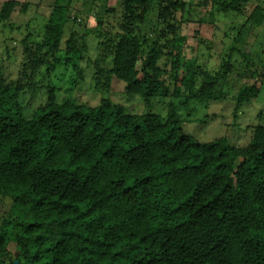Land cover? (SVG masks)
Instances as JSON below:
<instances>
[{
  "label": "trees",
  "instance_id": "obj_1",
  "mask_svg": "<svg viewBox=\"0 0 264 264\" xmlns=\"http://www.w3.org/2000/svg\"><path fill=\"white\" fill-rule=\"evenodd\" d=\"M64 1L55 0L33 47L29 37L20 42L27 61L18 77L0 67V205L7 199L15 209L0 224V264H264V126L244 129L245 146L226 138L199 143L172 110L163 119L66 99L50 77L87 49L71 33L65 60L59 56L69 22ZM92 1L95 10L99 0ZM252 1L212 0L222 14H241ZM117 2L121 20L103 37L111 64L103 69L102 56L93 62L101 77L95 89H108L112 76L145 105L171 96L170 86L183 102L216 100L226 63L214 74L191 69L177 79L184 0ZM17 9L25 13L26 5L0 0V30ZM248 19L262 24L264 8ZM37 83L45 98L27 112L22 96ZM259 93L255 84L240 88L233 113Z\"/></svg>",
  "mask_w": 264,
  "mask_h": 264
},
{
  "label": "rangeland",
  "instance_id": "obj_2",
  "mask_svg": "<svg viewBox=\"0 0 264 264\" xmlns=\"http://www.w3.org/2000/svg\"><path fill=\"white\" fill-rule=\"evenodd\" d=\"M12 1L26 5V11L20 13L17 9L11 20V27L5 25L0 30V67L4 76L9 79L17 78L21 67L27 61L20 42L29 37V47H33V44L41 39L43 25L55 2ZM184 1L189 14L176 15V37L182 39L181 67L177 79L184 78L191 69L214 74L226 63L229 68L217 88L216 100L183 102L182 99L172 96L174 88L170 86L171 96L153 99L145 105L139 97L124 93L122 82L112 76L108 89L94 88L96 81L101 79L93 70L95 59L100 56L105 58L101 65L105 70L109 69L111 64L112 57L109 51L105 50L107 44L103 37L113 35L121 20L122 8L117 0H99L95 10L92 0L64 1L69 7V22L59 56H64L65 44L71 33H74L78 44L85 43L87 52L83 54L82 60L69 57L70 63L64 62L58 67L49 82L55 88L66 91V99L74 100L79 105L96 107L105 102L122 106L129 115H154L163 119L168 115V111L172 110L180 122L182 131L199 143L226 138L231 145L245 146L249 135L242 140L244 129L256 125L264 126V22L257 25L248 19L257 5L264 8V0H253L241 14L217 12L212 0ZM149 28L150 26L145 25L144 32L149 33ZM232 48L235 50L231 52ZM239 50L245 54V58L241 57ZM63 59L65 60V57ZM159 67L165 72L161 79L166 81L170 62L164 57ZM34 81H41V77L35 78ZM252 84L260 90L258 97L243 104L234 114L233 98L240 88ZM34 88L21 99V104L27 112L33 110L45 98V91L38 87V83ZM221 94L225 96L222 99ZM11 211L15 209L6 199L0 205V224L4 216Z\"/></svg>",
  "mask_w": 264,
  "mask_h": 264
},
{
  "label": "water",
  "instance_id": "obj_3",
  "mask_svg": "<svg viewBox=\"0 0 264 264\" xmlns=\"http://www.w3.org/2000/svg\"><path fill=\"white\" fill-rule=\"evenodd\" d=\"M15 264H17V263H15Z\"/></svg>",
  "mask_w": 264,
  "mask_h": 264
}]
</instances>
